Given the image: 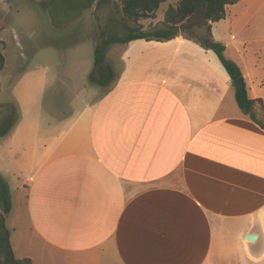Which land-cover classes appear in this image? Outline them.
I'll list each match as a JSON object with an SVG mask.
<instances>
[{
	"label": "crops",
	"instance_id": "1",
	"mask_svg": "<svg viewBox=\"0 0 264 264\" xmlns=\"http://www.w3.org/2000/svg\"><path fill=\"white\" fill-rule=\"evenodd\" d=\"M208 25L264 109V0H239ZM112 45L111 82L70 106L59 95L44 105L42 77L23 89L31 72L12 86L18 120L0 153L15 168L16 208L0 177L15 258L264 264V130L237 107L216 55L181 34Z\"/></svg>",
	"mask_w": 264,
	"mask_h": 264
},
{
	"label": "rangeland",
	"instance_id": "2",
	"mask_svg": "<svg viewBox=\"0 0 264 264\" xmlns=\"http://www.w3.org/2000/svg\"><path fill=\"white\" fill-rule=\"evenodd\" d=\"M177 7L175 1L167 2L153 18L142 19L137 24L145 32L173 25L181 35L189 34L186 28L195 23L208 25L202 18V8L192 11L179 25L167 21L169 14L177 13ZM177 17L178 14L169 15L171 20ZM251 23L254 29L250 31V38L257 39L256 36L262 34L257 29L258 21ZM137 24L123 16L118 0H94L92 3L85 0H0V121L10 107H15L12 86L26 72L33 75L30 84H22L23 89L34 87L40 77L45 79L44 105L50 104L55 95H59V105L67 107L77 97L98 94L99 88L89 81L96 42L101 34L106 37L126 35L127 28ZM256 48V44L249 46L250 51ZM115 52L116 46L111 45L106 59L118 66ZM46 115L50 120V113ZM1 145L0 140V151ZM13 169L11 162L0 153V172L6 176L16 208L18 180L9 174ZM14 219L15 212H12L5 217V225L9 227Z\"/></svg>",
	"mask_w": 264,
	"mask_h": 264
},
{
	"label": "trees",
	"instance_id": "3",
	"mask_svg": "<svg viewBox=\"0 0 264 264\" xmlns=\"http://www.w3.org/2000/svg\"><path fill=\"white\" fill-rule=\"evenodd\" d=\"M92 3L94 0H85ZM175 1L177 3V14L182 16L181 11L198 8L203 9L202 18L205 22L216 23L225 18V8L233 5L239 0H118L120 11L127 19L136 24L146 18H153L155 13L164 3ZM175 26L154 29L145 32L138 24L127 28V34L123 36L100 35L94 48V66L89 79L100 87H106L113 79V70L106 62V51L112 44H127L130 41L144 39L147 41L165 42L171 40L179 33ZM207 39L199 40L189 34L183 37L197 42L205 50H211L218 58L221 66L227 73L229 79H242L239 67L228 60L225 55V47L222 43L213 40L210 34V25H207ZM2 68V57L0 56V70ZM234 99L239 110L254 121L264 130V109L260 99H251L248 96L245 83L234 87ZM18 120V110L10 107L8 114L0 121V137L7 135ZM11 202L9 189L5 181L0 177V264H31V259H16L9 240V231L5 226V217L10 212Z\"/></svg>",
	"mask_w": 264,
	"mask_h": 264
},
{
	"label": "water",
	"instance_id": "4",
	"mask_svg": "<svg viewBox=\"0 0 264 264\" xmlns=\"http://www.w3.org/2000/svg\"><path fill=\"white\" fill-rule=\"evenodd\" d=\"M193 10L192 9H188V10H183L182 11V16L186 17L188 16ZM167 21H170L171 23L174 24H178L180 22V20L177 21H171L169 19V15L166 17ZM187 32L191 35H193L195 38L199 39V40H204L205 37H207L208 35V31H207V27L206 25H192L190 29L187 30ZM232 85L234 86H240L243 83L242 79H236V80H232L231 81ZM255 238V235H248L246 237L247 240L249 241H253V239Z\"/></svg>",
	"mask_w": 264,
	"mask_h": 264
},
{
	"label": "flooded vegetation",
	"instance_id": "5",
	"mask_svg": "<svg viewBox=\"0 0 264 264\" xmlns=\"http://www.w3.org/2000/svg\"><path fill=\"white\" fill-rule=\"evenodd\" d=\"M176 14H177V13H171V14H169V15H171L172 17H174ZM181 14H182V11H181ZM183 19H184L183 16H179V17H177L176 19H172V20L170 19V20H171V21H177V20H180V22L177 24V25H179L180 23H182ZM193 25L200 26L201 24L195 23V24H193ZM191 26H192V25H191ZM191 26H190L189 28H186V31H187L188 29H190Z\"/></svg>",
	"mask_w": 264,
	"mask_h": 264
}]
</instances>
